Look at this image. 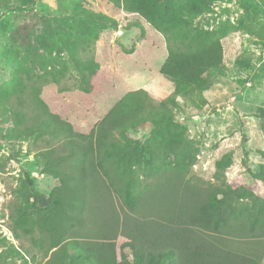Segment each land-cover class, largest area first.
<instances>
[{
    "label": "rangeland",
    "instance_id": "374dc122",
    "mask_svg": "<svg viewBox=\"0 0 264 264\" xmlns=\"http://www.w3.org/2000/svg\"><path fill=\"white\" fill-rule=\"evenodd\" d=\"M159 2L184 26L220 39L221 65L207 76L202 105L177 99L174 126L128 133L132 144L126 152L141 167L138 172L147 162H176L173 153L182 152L184 162L193 163L186 181L235 189V204L250 207L255 198L264 200V183L254 178L264 167V0ZM166 56L160 33L107 0H0V264H44L34 242L37 229L23 231L12 217L24 199L17 192L26 174L33 187L20 215L32 226L58 185L41 154L59 140L20 137L23 127L15 126L12 110L33 115L30 92L39 88L50 112L89 136L127 91L173 90L159 73ZM90 58L99 68L86 87L81 72ZM225 158L228 167L217 171L216 163ZM113 202L119 209V201ZM124 241L118 239V246Z\"/></svg>",
    "mask_w": 264,
    "mask_h": 264
},
{
    "label": "trees",
    "instance_id": "16d2710c",
    "mask_svg": "<svg viewBox=\"0 0 264 264\" xmlns=\"http://www.w3.org/2000/svg\"><path fill=\"white\" fill-rule=\"evenodd\" d=\"M107 2L136 14L164 37L167 56L159 73L172 83L173 90L126 93L86 136L50 112L40 89L32 88L29 107L33 115L12 110L14 124L23 127L19 134L24 139L49 136L59 140L41 154L58 185L32 226L20 215L33 187L26 174L17 192L24 199L12 217L14 223L26 232L37 229L34 242L40 246L44 264H260L264 200L255 198L250 207H239L235 189L190 184L185 178L188 164L193 163L186 164L182 152L173 153L176 162H147L143 172L135 170L141 167L126 152L132 144L128 133L133 136L137 131L151 133L158 127L174 126L177 99L204 103L202 94L210 86L207 76L221 65L220 39L184 26L159 0ZM104 22L114 23L111 19ZM85 65L81 79L89 87L99 65L93 58ZM228 165L229 158L218 161L217 171ZM254 178L264 183V167ZM120 238L125 241L118 246ZM243 238L246 242L240 243ZM124 250L130 252L131 260Z\"/></svg>",
    "mask_w": 264,
    "mask_h": 264
},
{
    "label": "crops",
    "instance_id": "0c3cea01",
    "mask_svg": "<svg viewBox=\"0 0 264 264\" xmlns=\"http://www.w3.org/2000/svg\"><path fill=\"white\" fill-rule=\"evenodd\" d=\"M135 90H137V89H134V90H131V91H135ZM131 91L129 90V91H127L126 93L131 92Z\"/></svg>",
    "mask_w": 264,
    "mask_h": 264
}]
</instances>
